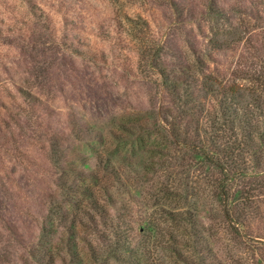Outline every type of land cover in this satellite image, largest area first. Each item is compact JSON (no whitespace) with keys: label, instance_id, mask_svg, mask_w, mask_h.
Returning a JSON list of instances; mask_svg holds the SVG:
<instances>
[{"label":"rangeland","instance_id":"rangeland-1","mask_svg":"<svg viewBox=\"0 0 264 264\" xmlns=\"http://www.w3.org/2000/svg\"><path fill=\"white\" fill-rule=\"evenodd\" d=\"M0 264H264V0H0Z\"/></svg>","mask_w":264,"mask_h":264},{"label":"trees","instance_id":"trees-1","mask_svg":"<svg viewBox=\"0 0 264 264\" xmlns=\"http://www.w3.org/2000/svg\"><path fill=\"white\" fill-rule=\"evenodd\" d=\"M202 155H203L204 159H205L208 163L215 164V161L213 160V158H212L209 154L203 153ZM218 192H219L220 194L224 195L225 191H224V189H223V184H221L220 186H218ZM84 214H86V211H85ZM87 214H88V213H87ZM179 217H181V216L179 215ZM89 220H91V217H90ZM56 254H58V252H57Z\"/></svg>","mask_w":264,"mask_h":264}]
</instances>
